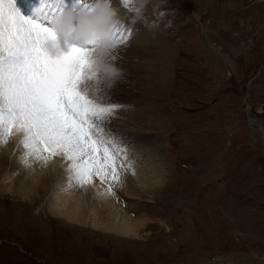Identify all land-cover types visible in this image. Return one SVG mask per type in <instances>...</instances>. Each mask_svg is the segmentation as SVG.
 Segmentation results:
<instances>
[{"label": "rangeland", "instance_id": "rangeland-1", "mask_svg": "<svg viewBox=\"0 0 264 264\" xmlns=\"http://www.w3.org/2000/svg\"><path fill=\"white\" fill-rule=\"evenodd\" d=\"M110 1L132 28L110 128L160 178L112 200L144 227H80L0 193V264H264V0Z\"/></svg>", "mask_w": 264, "mask_h": 264}, {"label": "snow or ice", "instance_id": "snow-or-ice-1", "mask_svg": "<svg viewBox=\"0 0 264 264\" xmlns=\"http://www.w3.org/2000/svg\"><path fill=\"white\" fill-rule=\"evenodd\" d=\"M125 9L139 13L132 0ZM111 8L110 0H106ZM22 14L16 0H0V143L20 135L21 162L47 163L59 157L68 187L98 181L105 194L131 164L125 141L106 128L122 106L107 96L120 72L114 66L132 28L114 15L108 24L110 46L94 35L81 39L73 29L61 39L57 24L97 10V0H37Z\"/></svg>", "mask_w": 264, "mask_h": 264}, {"label": "bare ground", "instance_id": "bare-ground-1", "mask_svg": "<svg viewBox=\"0 0 264 264\" xmlns=\"http://www.w3.org/2000/svg\"><path fill=\"white\" fill-rule=\"evenodd\" d=\"M30 2L34 5L37 0H30ZM16 4L22 14H30L31 9L25 7V0H18ZM110 4L112 8L115 3L110 1ZM117 19L129 25L128 19H125L122 14L118 15ZM137 40L139 43L137 48L146 49L143 38H137ZM110 123L106 125V128L118 134L117 130L110 128ZM19 142L20 135L17 133L9 136L6 143H0L1 194H7L14 199L19 198L24 203L33 206L37 205L39 209L45 210L50 216L80 227L113 232L123 237L135 238L139 236V230L144 227L143 219L132 218L112 200V195L105 194L106 185H100L96 181L94 184L83 187H68L66 180L68 172L59 157L53 158L47 163L24 165L21 162L22 152ZM156 165L150 170L148 165L143 168L138 166L136 169L131 167L125 172L129 173L127 176L131 177L129 181L132 183L125 184L122 181L113 183V192L116 188L120 191L119 193L122 191L126 195H135L137 198H141L143 195L151 196L153 186L158 187L160 179L158 164Z\"/></svg>", "mask_w": 264, "mask_h": 264}, {"label": "clouds", "instance_id": "clouds-1", "mask_svg": "<svg viewBox=\"0 0 264 264\" xmlns=\"http://www.w3.org/2000/svg\"><path fill=\"white\" fill-rule=\"evenodd\" d=\"M115 12L107 7L106 0H97V10L92 14L81 13L78 17H73L71 12L63 14V19L57 24L61 31V39L64 35L71 32L75 19V35L81 39L91 38L93 35L101 41L102 47L110 46V37L108 34V24Z\"/></svg>", "mask_w": 264, "mask_h": 264}]
</instances>
